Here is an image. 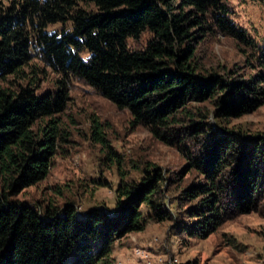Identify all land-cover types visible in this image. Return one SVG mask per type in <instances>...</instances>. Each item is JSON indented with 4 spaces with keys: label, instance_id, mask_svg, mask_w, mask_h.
Wrapping results in <instances>:
<instances>
[{
    "label": "trees",
    "instance_id": "16d2710c",
    "mask_svg": "<svg viewBox=\"0 0 264 264\" xmlns=\"http://www.w3.org/2000/svg\"><path fill=\"white\" fill-rule=\"evenodd\" d=\"M231 13L225 0H0V264H112L115 243L149 220L201 239L240 213L264 214V136L232 123L264 103V47ZM219 35L251 74L215 63L208 45ZM47 69L58 78L43 90ZM76 78L176 148L200 180L167 206L162 170L126 180L91 117L89 138L118 164L113 209L12 199L68 142L62 115Z\"/></svg>",
    "mask_w": 264,
    "mask_h": 264
},
{
    "label": "rangeland",
    "instance_id": "374dc122",
    "mask_svg": "<svg viewBox=\"0 0 264 264\" xmlns=\"http://www.w3.org/2000/svg\"><path fill=\"white\" fill-rule=\"evenodd\" d=\"M225 1L232 10L233 22L264 47V5L256 0ZM146 38L144 35L138 42L130 40V44L140 47ZM208 46L215 63L231 67L239 77L252 73L244 68L243 57L230 38L219 35ZM39 66L45 67L43 63ZM43 77L40 88H54L57 73L47 69ZM68 91L70 100L62 115L68 142L54 156L48 175L12 199L36 205L52 202L57 206L72 201L80 212L93 205L113 209L118 164L115 159H107L101 146L89 138L91 117L101 122L105 137L119 154L126 180H139L149 164L162 170L167 206L181 189L200 180L176 148L158 141L143 126H133L127 109L117 108L77 78L71 80ZM211 122L216 128L213 118ZM232 123L247 129L248 136H264V103L233 118ZM141 209L148 214L145 206ZM173 224L149 220L142 231L124 236L115 243L112 264H264V214L259 211L227 219L201 239L180 235ZM71 259L72 255L67 256L65 264Z\"/></svg>",
    "mask_w": 264,
    "mask_h": 264
},
{
    "label": "built area",
    "instance_id": "2783aa9c",
    "mask_svg": "<svg viewBox=\"0 0 264 264\" xmlns=\"http://www.w3.org/2000/svg\"><path fill=\"white\" fill-rule=\"evenodd\" d=\"M138 251H140V250H138ZM138 251H137V252H138ZM142 253H143V252H142ZM142 257H145L144 253H143Z\"/></svg>",
    "mask_w": 264,
    "mask_h": 264
}]
</instances>
